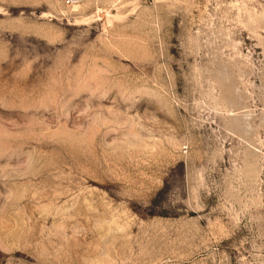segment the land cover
Wrapping results in <instances>:
<instances>
[{
  "label": "rangeland",
  "instance_id": "rangeland-1",
  "mask_svg": "<svg viewBox=\"0 0 264 264\" xmlns=\"http://www.w3.org/2000/svg\"><path fill=\"white\" fill-rule=\"evenodd\" d=\"M0 264H264V0H0Z\"/></svg>",
  "mask_w": 264,
  "mask_h": 264
},
{
  "label": "built area",
  "instance_id": "built-area-1",
  "mask_svg": "<svg viewBox=\"0 0 264 264\" xmlns=\"http://www.w3.org/2000/svg\"><path fill=\"white\" fill-rule=\"evenodd\" d=\"M81 2V0H65V5L67 7H73L77 4H79Z\"/></svg>",
  "mask_w": 264,
  "mask_h": 264
}]
</instances>
